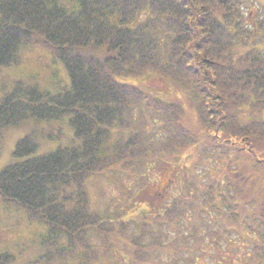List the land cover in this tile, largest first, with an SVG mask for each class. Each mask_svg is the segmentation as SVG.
I'll list each match as a JSON object with an SVG mask.
<instances>
[{
  "label": "trees",
  "instance_id": "1",
  "mask_svg": "<svg viewBox=\"0 0 264 264\" xmlns=\"http://www.w3.org/2000/svg\"><path fill=\"white\" fill-rule=\"evenodd\" d=\"M255 1L0 0V66L13 65L26 47H39L69 77L59 91L37 82L15 84L0 101V138L30 120L67 118L73 129L68 146L46 154H38L35 134L18 141L13 163L0 171V203L45 225L52 243L65 244L62 248L78 254L83 264L114 252L121 241L133 250L134 264L161 263L155 259L160 248L179 262L190 239L206 240L197 226L203 221L218 247L236 226L226 222H240L238 215L227 214L233 207L226 199L243 191L230 180L239 181L247 169L264 183V48L256 46V31L244 12V5ZM259 9L260 17L264 5ZM145 73L187 94L202 129L186 125L181 103L127 80ZM154 136L159 146L153 145ZM192 147L199 151L195 165L206 155L227 159L229 169L207 181L190 166L181 192L157 212L156 230L144 223L129 238L131 220L118 223L92 210L89 177L117 167L113 171L145 177L151 157L181 162ZM248 203L255 208L241 236L252 235L255 261L264 264V197ZM209 207L218 219L224 217L223 228L212 229ZM168 226L180 229V247L160 230ZM14 258L1 253L0 264Z\"/></svg>",
  "mask_w": 264,
  "mask_h": 264
},
{
  "label": "rangeland",
  "instance_id": "2",
  "mask_svg": "<svg viewBox=\"0 0 264 264\" xmlns=\"http://www.w3.org/2000/svg\"><path fill=\"white\" fill-rule=\"evenodd\" d=\"M261 5H264V0H257V3L256 1L252 2L248 6L244 5V12L249 13L248 26L256 31V46L264 48V22L259 20L264 19V15L260 17L258 15ZM258 22H262L263 26L260 27ZM262 51L264 52V49ZM127 80L143 86L152 94L155 93L168 101L181 103L184 108L183 115L186 125L194 131L202 129L201 122L199 124L196 118V108L191 99L175 84L155 73H145L138 78H128ZM20 81L37 82L44 90L59 91L68 85L69 77L65 67L59 61H55L47 50L29 46L20 52L17 62L13 65L0 66V101ZM149 129H153L152 124L149 125ZM159 131L162 132L157 130V133ZM29 134L39 137L38 154L41 155L52 152L60 146H68L73 136V129L67 118L62 122L30 120L7 129L0 138V171L13 163L12 154L16 144ZM152 140L155 146H159L161 143L158 137L154 136ZM149 142L150 140H147L146 145L150 144ZM188 149L183 153L184 159L181 162H175L169 158L151 157L152 159L147 162L148 169L145 172V177L134 178L128 174L131 172L113 171L118 167L109 169L108 173L89 177L87 189L92 210L103 215L110 214L111 218L118 220V223L122 222L121 220H131L126 232V236L129 238H133L137 227L139 228L144 223L148 225L149 230H156L157 212L164 209L165 204L181 192L183 189L181 184L185 180L187 181V176L190 175L188 173L190 166L194 165L193 169L198 175V179L200 175H203L202 177L207 181L223 176V171L229 169L227 159L207 157L206 155L199 158L195 165L199 151L194 147ZM245 174L249 179L248 183L243 181ZM244 176L240 175L239 181L230 180L235 187L243 190L242 193L236 198L230 194L226 199V203L233 207L227 214L238 215L240 222H226L227 225L234 226L235 224L236 226L230 229L231 233L227 237L225 236V240L220 241L221 244L218 247L213 246V241L207 237L204 221L197 222L200 230L199 236L205 237L206 240L198 242L194 240V237L190 239L188 246L184 245L183 247L184 251L182 250L181 255L183 257L179 259V262L174 261L176 264H260L255 261L252 235L245 234L243 237L241 231L246 228L247 216L255 208L252 209L248 202L253 200L259 203L260 198L264 197L262 187L264 183L260 182L247 169H245ZM209 209L212 212L215 211L213 207H209ZM121 212L124 213L121 214ZM205 215L207 217V214ZM242 219L245 224H241ZM224 220V217L218 219L216 213L213 212L210 226L213 230L214 228H223ZM177 226L163 227L160 230L168 234V243L172 242V245L180 247L182 244L179 237L181 233ZM51 237L48 228L32 221L26 212L0 203V254L8 252L14 255L15 258L10 264H83L81 262L83 259L81 260L78 254L71 255L66 247L62 248V245L65 244L52 243L53 238ZM196 237L198 236L196 235ZM147 238L146 240L150 241ZM253 238H257L256 233ZM92 241L97 242L101 247L102 243L96 236H92ZM114 249L115 251L109 255L100 254L97 259L91 260L87 264H134L133 250L127 248L126 244L122 241L117 242V247ZM160 251L161 253L156 255L155 259L161 263L154 264H174L173 257L169 252L161 248ZM129 254L132 256L129 257ZM191 258L193 263H191Z\"/></svg>",
  "mask_w": 264,
  "mask_h": 264
}]
</instances>
